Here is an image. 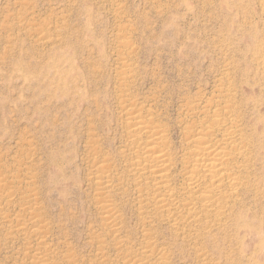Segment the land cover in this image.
I'll return each mask as SVG.
<instances>
[{
    "label": "rangeland",
    "instance_id": "obj_1",
    "mask_svg": "<svg viewBox=\"0 0 264 264\" xmlns=\"http://www.w3.org/2000/svg\"><path fill=\"white\" fill-rule=\"evenodd\" d=\"M229 97L252 150L245 186L220 222L177 231L138 196L126 115L165 130L183 200L185 136ZM0 185V264H128L147 233L168 264H264V0H0Z\"/></svg>",
    "mask_w": 264,
    "mask_h": 264
},
{
    "label": "bare ground",
    "instance_id": "obj_2",
    "mask_svg": "<svg viewBox=\"0 0 264 264\" xmlns=\"http://www.w3.org/2000/svg\"><path fill=\"white\" fill-rule=\"evenodd\" d=\"M129 43L124 41L121 45L122 47L125 45L128 47ZM201 113L206 114L203 109ZM128 115V123L131 124L129 128V134L132 138L131 157L134 160L131 162L129 171H131V175L138 185V196H140L139 193L142 194L143 199L152 203L158 213L166 214L167 219H165L171 222L172 227L174 226L177 231L180 230L178 229L179 218H184V222H198L200 215H205L213 217L216 222H220L226 214V208L229 204L228 200L232 197L233 200L239 189L245 186L246 174L242 172H246L247 165L251 161L249 154H252V150L249 148L250 142L244 137L241 128H239L238 116L234 113L232 99L229 97L221 108L212 112L211 121L208 124L192 125L191 130L185 136L187 157L183 161V169H185L183 190L186 196L183 200L178 199L177 190L175 191L170 186V170L175 165V156L168 149L165 130L154 124L151 113L142 115L133 109L126 116ZM92 149L95 150L96 147L92 146ZM109 171V166L103 162L96 161L93 165L91 178L96 185L97 191H99V195H103L110 189ZM143 181H145V184L141 185ZM8 194L12 195L10 192ZM101 206L102 212L105 214L103 217L107 221L112 219L110 223L111 230H109L112 233L114 232L112 227L118 224V221L115 222L117 217L114 218L116 213L113 217L115 212L114 208H112L113 203L105 201L102 202ZM179 208L183 210L182 215L181 211L178 212ZM112 209L114 212H112ZM173 210H176L174 212L176 214L171 213ZM36 228L38 227L36 226ZM117 229L114 230L118 231ZM147 234L143 236V239H147V242H145L147 244L142 247H145L142 251L143 257L140 255L138 258L125 261H128V264H168L166 260L167 252L161 249H154L150 241L151 235ZM40 252L39 254L41 255ZM199 257H202V264H204L205 253L200 252ZM151 258H153V261H151ZM43 259H41V256L40 259L37 257V261L40 260L44 261L43 264H49Z\"/></svg>",
    "mask_w": 264,
    "mask_h": 264
}]
</instances>
